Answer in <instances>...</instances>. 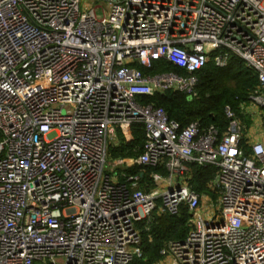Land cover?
<instances>
[{"label":"built area","instance_id":"built-area-1","mask_svg":"<svg viewBox=\"0 0 264 264\" xmlns=\"http://www.w3.org/2000/svg\"><path fill=\"white\" fill-rule=\"evenodd\" d=\"M229 54L258 80L241 110L262 114L264 0H0V264H128L138 223L182 208L190 229L153 264H264V142L229 106L220 131L137 100L193 96L195 72ZM157 59L179 71L138 67ZM134 123L141 152L107 172ZM193 164L214 168L207 193Z\"/></svg>","mask_w":264,"mask_h":264},{"label":"trees","instance_id":"trees-1","mask_svg":"<svg viewBox=\"0 0 264 264\" xmlns=\"http://www.w3.org/2000/svg\"><path fill=\"white\" fill-rule=\"evenodd\" d=\"M138 67L149 73L165 69L179 71L164 59L155 60L150 69ZM195 76L197 80L196 94L193 96L168 89L152 95H140L137 100L140 104L161 107L167 116L179 123L180 126L198 121L202 128L213 124L222 131L226 126L224 115L226 106H229L238 117L243 119L241 106L248 104V94L257 87L258 80L255 72L247 67L240 58L229 54L224 66H216L212 62H208L195 72ZM143 141V126L140 123H134L130 127V139L121 138L119 144H110L109 153L114 158L136 156L142 150ZM141 168L133 166L127 172L140 173L143 171V175L151 171L164 172L161 167ZM192 168L191 186L200 193L206 192L208 190L207 182L213 176L214 168L197 164H193ZM138 227L141 233L142 256L128 264H153L160 258L159 249L167 241L185 237L190 229L185 208H182L177 214L153 213V218L149 223L140 221Z\"/></svg>","mask_w":264,"mask_h":264},{"label":"crops","instance_id":"crops-1","mask_svg":"<svg viewBox=\"0 0 264 264\" xmlns=\"http://www.w3.org/2000/svg\"><path fill=\"white\" fill-rule=\"evenodd\" d=\"M246 112L248 114L251 113V112H255L254 114H256L255 115L256 117L253 116L252 117V121L250 122V124L246 126V131L244 133V139L246 141H249V142H252V141H262V142H264V119H263V122L259 121L258 118H257V117L260 116L259 112L255 111V108H253L250 105L248 107V111H246ZM251 114H253V113H251ZM116 138L118 140H120L122 138V136L119 133H117ZM109 156L111 157L110 153H109ZM111 158H112V160L114 159V157H111ZM129 168H127L126 170H128ZM145 174H148V173H145ZM207 191L206 192H202V193H207Z\"/></svg>","mask_w":264,"mask_h":264},{"label":"rangeland","instance_id":"rangeland-1","mask_svg":"<svg viewBox=\"0 0 264 264\" xmlns=\"http://www.w3.org/2000/svg\"><path fill=\"white\" fill-rule=\"evenodd\" d=\"M97 13L99 14L100 13V9L99 8H97ZM166 70V69H165ZM165 70H161V71H165ZM249 106V105H248ZM252 106V105H251ZM256 111V110H255ZM258 112H259V110H258ZM251 113H253V114H251ZM251 113H246V112H244V111H241V114H243L244 116H243V121H244V123H245V125L247 126V125H249L250 124V122L252 121V117L254 116V117H256L255 115L256 114H254L255 112H251ZM260 115V116H259ZM259 117H257L258 118V120L259 121H261V122H263V119H264V112H262V114L259 112ZM242 119V118H241ZM113 160H112V158L110 157V156H107V160H106V163H105V167H104V169L107 171V172H113L114 170H115V166L113 165ZM160 256V255H159ZM137 258H134L131 262H135V260H136Z\"/></svg>","mask_w":264,"mask_h":264}]
</instances>
